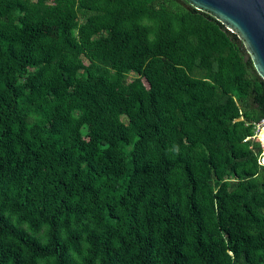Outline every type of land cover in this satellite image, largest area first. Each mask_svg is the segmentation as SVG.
Wrapping results in <instances>:
<instances>
[{
    "label": "trees",
    "instance_id": "16d2710c",
    "mask_svg": "<svg viewBox=\"0 0 264 264\" xmlns=\"http://www.w3.org/2000/svg\"><path fill=\"white\" fill-rule=\"evenodd\" d=\"M262 118L187 0H0V264H264Z\"/></svg>",
    "mask_w": 264,
    "mask_h": 264
},
{
    "label": "water",
    "instance_id": "95a60500",
    "mask_svg": "<svg viewBox=\"0 0 264 264\" xmlns=\"http://www.w3.org/2000/svg\"><path fill=\"white\" fill-rule=\"evenodd\" d=\"M207 11L243 41L257 73L264 79V0H187Z\"/></svg>",
    "mask_w": 264,
    "mask_h": 264
},
{
    "label": "built area",
    "instance_id": "2783aa9c",
    "mask_svg": "<svg viewBox=\"0 0 264 264\" xmlns=\"http://www.w3.org/2000/svg\"><path fill=\"white\" fill-rule=\"evenodd\" d=\"M264 125V118H262L258 123L255 124L254 134L251 138L256 139L260 143V151L256 155V162L258 165L264 166V143L258 138V132L261 127Z\"/></svg>",
    "mask_w": 264,
    "mask_h": 264
},
{
    "label": "rangeland",
    "instance_id": "374dc122",
    "mask_svg": "<svg viewBox=\"0 0 264 264\" xmlns=\"http://www.w3.org/2000/svg\"><path fill=\"white\" fill-rule=\"evenodd\" d=\"M132 76H133V73L132 72L127 73V77L128 78H130ZM258 138L260 139V141L262 143H264V126L261 127V129L259 130V132H258Z\"/></svg>",
    "mask_w": 264,
    "mask_h": 264
},
{
    "label": "bare ground",
    "instance_id": "6f19581e",
    "mask_svg": "<svg viewBox=\"0 0 264 264\" xmlns=\"http://www.w3.org/2000/svg\"><path fill=\"white\" fill-rule=\"evenodd\" d=\"M263 126H264V125H263ZM263 126H262V127H263Z\"/></svg>",
    "mask_w": 264,
    "mask_h": 264
}]
</instances>
